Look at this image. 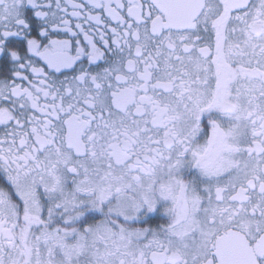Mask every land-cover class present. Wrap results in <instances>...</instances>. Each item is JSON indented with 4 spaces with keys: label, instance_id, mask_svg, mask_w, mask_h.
<instances>
[{
    "label": "snow or ice",
    "instance_id": "obj_1",
    "mask_svg": "<svg viewBox=\"0 0 264 264\" xmlns=\"http://www.w3.org/2000/svg\"><path fill=\"white\" fill-rule=\"evenodd\" d=\"M0 264H264V0H0Z\"/></svg>",
    "mask_w": 264,
    "mask_h": 264
}]
</instances>
